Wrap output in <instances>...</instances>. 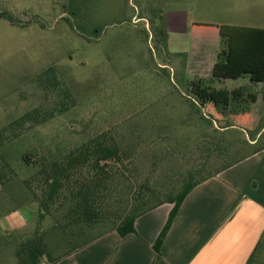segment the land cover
Listing matches in <instances>:
<instances>
[{
  "label": "rangeland",
  "instance_id": "1",
  "mask_svg": "<svg viewBox=\"0 0 264 264\" xmlns=\"http://www.w3.org/2000/svg\"><path fill=\"white\" fill-rule=\"evenodd\" d=\"M0 13L15 19L0 18V129L24 125L1 149L14 176L7 169L0 180V264H16L15 237L37 226L38 203L24 181L42 157L111 130L141 150L140 167L153 169L151 186L179 188L196 138L217 135L235 152L248 149L245 139L264 145V83L211 80L226 46L220 26L264 28V0H0ZM161 15L170 20L166 41ZM194 22L211 26L193 30ZM50 66L76 105L38 123L30 112L47 104L34 78ZM247 86L257 102L246 92L234 102L229 90ZM250 264H264V238Z\"/></svg>",
  "mask_w": 264,
  "mask_h": 264
},
{
  "label": "trees",
  "instance_id": "2",
  "mask_svg": "<svg viewBox=\"0 0 264 264\" xmlns=\"http://www.w3.org/2000/svg\"><path fill=\"white\" fill-rule=\"evenodd\" d=\"M161 17L162 25L158 31L166 41V19ZM0 18L15 24L14 17L7 13H0ZM219 34L226 46L217 55L215 75L211 80L249 77L251 84L264 83V28L222 25ZM34 81L44 93L47 104L46 108L30 112L36 122H45L76 105L72 91L56 66L48 67ZM245 92L253 103L257 102L249 86L229 90V95L234 102H239L245 100ZM261 95L264 104V88ZM191 102L198 105L194 100ZM20 126L24 127L21 121H17L0 129V168L4 169L0 180L7 174V169L11 173L14 171L2 157L1 149L19 137ZM256 143L245 139L243 144L248 149L241 147L235 152V147L231 144L224 146L217 135L204 134L196 138L186 153L189 166L179 188L174 183L151 186L153 169L147 171L140 167L141 150L133 143H125L111 130L59 157L40 158L38 171L24 181L38 203L39 218L31 235L15 237L19 242L16 264H58L111 232L122 237L136 233L138 218L169 203L173 209L154 245L155 251L160 252L190 192L264 150V145L252 147ZM30 159L31 154L24 158L27 163ZM257 250L247 264L252 262Z\"/></svg>",
  "mask_w": 264,
  "mask_h": 264
},
{
  "label": "crops",
  "instance_id": "3",
  "mask_svg": "<svg viewBox=\"0 0 264 264\" xmlns=\"http://www.w3.org/2000/svg\"><path fill=\"white\" fill-rule=\"evenodd\" d=\"M172 209L163 204L137 219L136 233L111 232L58 264H247L264 238V150L194 188L156 252Z\"/></svg>",
  "mask_w": 264,
  "mask_h": 264
}]
</instances>
